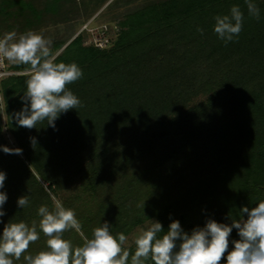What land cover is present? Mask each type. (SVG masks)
<instances>
[{"label": "trees", "instance_id": "trees-1", "mask_svg": "<svg viewBox=\"0 0 264 264\" xmlns=\"http://www.w3.org/2000/svg\"><path fill=\"white\" fill-rule=\"evenodd\" d=\"M5 2L38 9L23 0ZM65 2L46 3L56 13ZM255 3L259 21L249 17L244 0H163L127 15L109 49L85 46L82 35L68 45L58 41L54 50L67 46L55 62H75L84 76L67 86L81 106L61 114L55 129L47 121L18 126L31 74L4 79L0 108L7 124L0 118V145L22 152L0 151L9 197L0 234L21 221L39 231V207L51 211L56 202L80 221L82 235L62 234L77 247L105 221L113 235H127L151 216L165 231L179 220L190 234L210 218L230 225L244 206L264 201V0ZM234 5L244 13L243 30L225 45L213 31L214 17ZM41 13L33 18L41 20ZM25 195L30 205L20 209L17 200ZM141 201L147 212L138 208ZM233 238L239 239L235 229ZM47 239L41 232L24 255L47 250ZM14 261L27 264L23 255Z\"/></svg>", "mask_w": 264, "mask_h": 264}, {"label": "clouds", "instance_id": "clouds-1", "mask_svg": "<svg viewBox=\"0 0 264 264\" xmlns=\"http://www.w3.org/2000/svg\"><path fill=\"white\" fill-rule=\"evenodd\" d=\"M244 2L249 17L259 21L261 11L255 0ZM244 19L241 8L234 5L229 14L214 17L213 31L227 45L239 37ZM197 31L204 34L203 28ZM0 57L9 63L30 66L31 75L21 98L23 107L15 117L18 126L33 129L47 121V126L55 129L61 114L81 106L80 99L67 86L83 78V69L75 62L56 63L50 41L41 34L28 31L17 38L15 31L5 33L0 37ZM30 142L33 146L37 144L35 138H30ZM0 151L22 152L4 145H0ZM6 179L7 174L0 171V224L7 214L4 209L9 199L4 191ZM52 199L55 201V197ZM29 205L28 195L18 198V208ZM37 214L41 218L39 231L35 223L29 227L23 221L4 226L0 234V264H13V259L19 260L22 255L27 264H144L148 259L153 264H221L226 252V264H264V201L252 208L244 206L240 210L241 219L232 220L230 225L210 218L190 234L179 220L171 222L167 231L161 222L152 220L151 226L136 237L130 260L129 251L124 248L127 236L123 232L113 235L107 221L94 228L91 238H85L82 246L74 247L71 241L62 238L66 230L81 233V224L73 209L56 202L54 210L41 206ZM234 229L238 240H230ZM41 232L48 237L47 250L24 255L30 244L40 239ZM162 232L165 234L160 236ZM230 243L233 247L229 252Z\"/></svg>", "mask_w": 264, "mask_h": 264}, {"label": "rangeland", "instance_id": "rangeland-1", "mask_svg": "<svg viewBox=\"0 0 264 264\" xmlns=\"http://www.w3.org/2000/svg\"><path fill=\"white\" fill-rule=\"evenodd\" d=\"M5 1L0 0V37L5 33L15 31L18 38L21 34L34 31L50 41L51 51L57 57L69 43L80 35L84 36L85 46L93 45L97 48L96 45H103L101 50L109 49L116 42L121 30L120 23L127 15L134 13L148 4L163 0H104L102 2H98L99 0H67L68 2L71 1L70 3L72 5L68 7V2H65V4L60 5L58 8L59 11L56 13L50 10L57 8L49 6L50 4L47 5L46 3L54 2V0H38L36 2L34 0H23L27 3L31 2L34 5L36 4L35 6L38 9L31 10L34 15L37 14L38 10L42 12L41 20L37 21L29 11L22 10L18 5L9 6ZM29 23L36 26L28 25L25 28L21 27L22 24L26 25ZM58 41H66L67 45L61 50L56 51L54 50V45ZM16 71L19 73L18 75L31 74L30 69ZM0 118L3 127H5L7 119L3 104H1L0 108ZM7 137L9 143L13 144V139L9 135ZM138 208H142L145 212L149 210L148 205L143 201L140 202ZM152 220L158 221L155 216H151L145 219L143 224L131 229L126 235L127 242L124 248L129 251V260L135 252L136 237L142 230H146L151 226L153 223ZM81 233L79 234L82 235ZM231 248L230 244L229 251ZM14 262L13 259V264H21ZM146 262L147 260L144 264H148Z\"/></svg>", "mask_w": 264, "mask_h": 264}, {"label": "built area", "instance_id": "built-area-1", "mask_svg": "<svg viewBox=\"0 0 264 264\" xmlns=\"http://www.w3.org/2000/svg\"><path fill=\"white\" fill-rule=\"evenodd\" d=\"M96 46L97 48H100V49L103 48L102 47L103 45H96ZM10 66H11V63H9L3 57H0V86L4 79L19 74L18 72L12 70Z\"/></svg>", "mask_w": 264, "mask_h": 264}]
</instances>
